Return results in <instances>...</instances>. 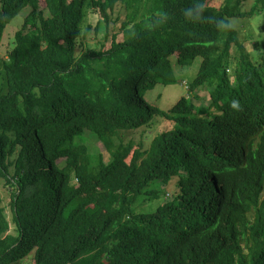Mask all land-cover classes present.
<instances>
[{"label": "trees", "instance_id": "trees-1", "mask_svg": "<svg viewBox=\"0 0 264 264\" xmlns=\"http://www.w3.org/2000/svg\"><path fill=\"white\" fill-rule=\"evenodd\" d=\"M43 1L0 0V42L30 10L0 64V180L14 225L0 200V264H264V53L250 57L234 27L186 22L194 0ZM209 1L213 21L264 13V0L248 12L243 0ZM117 5L123 41L77 53L87 16L107 26ZM196 60L186 96L167 109L146 99L180 87L175 66ZM159 119L169 128L147 149L124 142ZM84 133L107 162L78 142Z\"/></svg>", "mask_w": 264, "mask_h": 264}, {"label": "rangeland", "instance_id": "rangeland-1", "mask_svg": "<svg viewBox=\"0 0 264 264\" xmlns=\"http://www.w3.org/2000/svg\"><path fill=\"white\" fill-rule=\"evenodd\" d=\"M41 5H44V1L40 0ZM254 0H243L242 4L244 11H249L251 6L254 4ZM225 3V0H210L208 5L214 8H219ZM29 9L23 10L19 13L13 20L7 25L3 32L2 40L0 42V64L3 60H6L14 47V35L21 29L23 18L29 13ZM125 20V11L121 9L120 5L114 9L113 12H109V22L107 26L98 14H93L87 16L84 24L82 25L83 37L79 39L77 53L89 50H107L111 41L114 38L116 41H123V30H121V24ZM231 22L240 34V40L243 41L246 48V53L250 57H257L261 53H264V13L261 15H255L251 19H233ZM89 28V31L86 30ZM81 45V46H80ZM236 53L234 48L233 53ZM200 60H196L190 68L180 69L175 66V74L181 81L178 86L169 85L162 87L160 85L156 86L155 89L147 93L146 99L152 104L159 105L163 109H167L176 100H178L182 95L186 96L188 94V83L196 76ZM196 94L201 98L198 101L199 104L205 102L208 103L210 96L207 91L198 90ZM205 108L207 106H204ZM167 122L163 119H159L157 124L151 128H142L140 130L129 132L123 134L124 142L132 139L134 144L137 145L141 143L144 149H147L150 145L151 140L163 130L168 129L169 126L166 125ZM78 142L83 144L87 149L88 154L92 157L96 156L98 153L103 156L104 160H108L109 153L105 149L102 142H98L96 137L90 133H84ZM61 160L58 162L60 163ZM62 162V161H61ZM176 179L173 178L168 186L165 188L166 192L160 193L162 198L160 202L167 201L171 199V193L177 191ZM12 189L5 184V181L0 180V200L1 206L4 208V214L6 219L10 223V232H14V225L12 224V211H11V201H12ZM168 195V196H167ZM142 207H147V204L140 203Z\"/></svg>", "mask_w": 264, "mask_h": 264}, {"label": "clouds", "instance_id": "clouds-1", "mask_svg": "<svg viewBox=\"0 0 264 264\" xmlns=\"http://www.w3.org/2000/svg\"><path fill=\"white\" fill-rule=\"evenodd\" d=\"M181 14L186 22L192 24L211 22L215 24L217 30H229L234 27L233 23L230 20L225 19H217L213 21V19L206 15L205 8L201 0H194V2L181 10ZM231 106L233 108L239 107V102L236 100L232 101Z\"/></svg>", "mask_w": 264, "mask_h": 264}]
</instances>
